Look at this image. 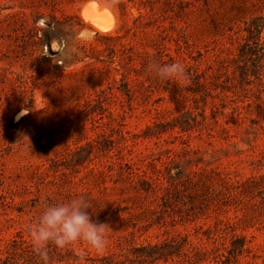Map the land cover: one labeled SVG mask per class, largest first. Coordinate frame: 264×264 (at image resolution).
Wrapping results in <instances>:
<instances>
[{"label": "rangeland", "instance_id": "obj_1", "mask_svg": "<svg viewBox=\"0 0 264 264\" xmlns=\"http://www.w3.org/2000/svg\"><path fill=\"white\" fill-rule=\"evenodd\" d=\"M75 193L107 248L50 264H264V0H0V264Z\"/></svg>", "mask_w": 264, "mask_h": 264}, {"label": "clouds", "instance_id": "obj_2", "mask_svg": "<svg viewBox=\"0 0 264 264\" xmlns=\"http://www.w3.org/2000/svg\"><path fill=\"white\" fill-rule=\"evenodd\" d=\"M146 71L156 79L173 81L178 85H183L187 78L185 66L180 61L149 63ZM89 209H93V204L88 194L75 193L64 201L46 205L34 222L24 225L38 264H50L49 245L64 249L83 243L96 254L106 250L108 225L91 219Z\"/></svg>", "mask_w": 264, "mask_h": 264}, {"label": "bare ground", "instance_id": "obj_3", "mask_svg": "<svg viewBox=\"0 0 264 264\" xmlns=\"http://www.w3.org/2000/svg\"><path fill=\"white\" fill-rule=\"evenodd\" d=\"M81 10V15L87 21H89L97 29H107L109 28L111 19L102 12L99 5L95 3L87 4Z\"/></svg>", "mask_w": 264, "mask_h": 264}]
</instances>
